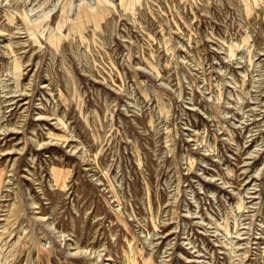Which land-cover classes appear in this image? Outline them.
Segmentation results:
<instances>
[{
	"label": "rangeland",
	"instance_id": "374dc122",
	"mask_svg": "<svg viewBox=\"0 0 264 264\" xmlns=\"http://www.w3.org/2000/svg\"><path fill=\"white\" fill-rule=\"evenodd\" d=\"M0 264H264V0H0Z\"/></svg>",
	"mask_w": 264,
	"mask_h": 264
}]
</instances>
